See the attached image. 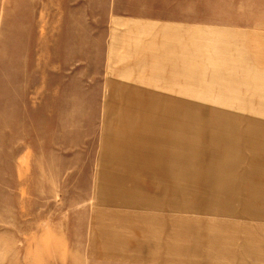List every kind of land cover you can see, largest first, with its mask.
<instances>
[{
	"label": "rangeland",
	"instance_id": "obj_1",
	"mask_svg": "<svg viewBox=\"0 0 264 264\" xmlns=\"http://www.w3.org/2000/svg\"><path fill=\"white\" fill-rule=\"evenodd\" d=\"M141 17L193 27L191 62L150 69L162 84L146 93L130 84L147 75L142 53L111 49ZM199 49L237 92L194 76ZM256 57L264 66V0H0V264H249L233 233L199 230L236 213L264 229ZM231 106L244 109L213 108Z\"/></svg>",
	"mask_w": 264,
	"mask_h": 264
},
{
	"label": "crops",
	"instance_id": "obj_2",
	"mask_svg": "<svg viewBox=\"0 0 264 264\" xmlns=\"http://www.w3.org/2000/svg\"><path fill=\"white\" fill-rule=\"evenodd\" d=\"M133 23L131 22L128 24V32L126 34H123V32H118V36H116L111 41V49L117 47L120 48L121 52L124 48V53L130 54L133 50L131 47H134L136 49V52L142 53V57L140 58V61L143 63V72H145L147 75H138L139 77H142L143 79L137 82L130 83L131 86L138 87L137 90H132V92L136 93H146L151 92L148 90L140 89L144 88L146 86H156L161 85V74L153 75L149 74L148 72L151 69V71H155L154 68H157L161 72H165V70H184L186 68V59L187 55L189 57V60L191 62V38H192V25L189 23H183V22H177V21H169V20H154V19H148V18H133ZM114 23V25L123 26L124 23ZM197 32H201L202 36L206 35L205 38L209 37H215L216 34H226L227 38L231 41H234L236 36H238L240 33L238 32H226L223 30L218 29H210V28H196L194 29ZM126 35V36H125ZM142 36V39L141 37ZM138 38V39H137ZM136 40V41H134ZM140 40V41H138ZM141 42V44H139ZM129 43V45H128ZM209 42H207V46H209ZM221 44L220 47L225 45L224 43H218ZM212 45V44H211ZM216 45V44H215ZM229 45V43H227ZM130 47V48H129ZM129 48V49H128ZM116 49V48H115ZM187 51L189 54H187ZM107 49V54H108ZM206 50H198V53L194 52V56L198 55L199 60H197L199 63V67H197L196 71L194 70V76L197 77V79H205L207 75L210 77V79H216L215 81H209L210 86H218L216 93H233L237 92V90H233L230 88H220L219 84H217V80L222 77V75L218 72L219 67L215 66L212 68V65L214 62L218 61L215 58V61H213L209 57H203V53H206ZM209 56V54L207 52ZM153 55V56H152ZM241 57V56H240ZM255 57V56H254ZM242 60V57L239 58ZM227 61V60H222ZM229 62L231 61L228 60ZM233 61V60H232ZM241 62V61H239ZM261 60L258 59V57L254 60V65L247 66L246 69L248 71V75L252 77V80H250L249 85L253 87V93L260 94L262 96L257 98L258 102H264V66H261L260 63ZM157 63V65H155ZM184 63V65L182 64ZM242 63V62H241ZM241 63H232L234 67L241 70ZM211 65V66H210ZM140 68V67H139ZM212 68V69H211ZM210 72V73H209ZM213 72V73H212ZM164 74V73H162ZM230 77H235L236 75H229ZM243 79L247 78L246 75L239 74ZM173 78H187V76H172ZM227 78L226 76H224ZM155 79V81H150ZM164 78H170V76H165ZM190 78V77H188ZM209 79V78H208ZM229 79V78H228ZM199 81V80H198ZM222 85V84H221ZM248 85V83H247ZM131 91V90H130ZM218 102H238L241 101L240 99L235 98H223V99H216ZM250 101V100H249ZM174 108V107H173ZM194 106H185V107H178L176 109H192ZM216 109H244L240 107H213ZM247 109H264V106H258V107H249ZM257 199V198H253ZM249 206H254L249 205ZM251 209V208H250ZM249 209V210H250ZM257 213V212H255ZM208 217V216H207ZM217 221L216 224H208L207 226L202 225L201 229L199 230V233H218L217 236H221V233H233V241L227 237H224L226 240V244H228V249L230 250L231 255H236L237 248H240L243 253H245L246 257H250V260H248L249 264L253 263V259L256 261V257L259 256L261 260H264V239L260 238L258 239L257 235L254 233H264V229L260 228V226L251 223V216L250 214L247 215H241V214H226V215H217ZM251 219V220H250ZM139 222V233H145L146 224L148 220L142 219L138 220ZM203 222H205L203 220ZM183 231H178V233H198L196 231H191L190 228H183L180 229ZM137 232V233H138ZM156 233V232H152ZM170 233H177L173 230H170ZM238 233H243L245 236V239H242L241 242L240 236H238ZM222 237V236H221ZM238 237H239V243H238ZM257 240L260 242L257 243ZM231 242V244H230ZM217 247H219L217 245ZM244 248V250L242 249ZM229 258V257H228ZM246 264V263H245Z\"/></svg>",
	"mask_w": 264,
	"mask_h": 264
}]
</instances>
